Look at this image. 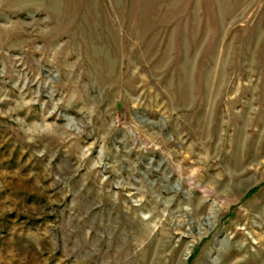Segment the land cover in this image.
<instances>
[{
  "label": "rangeland",
  "instance_id": "374dc122",
  "mask_svg": "<svg viewBox=\"0 0 264 264\" xmlns=\"http://www.w3.org/2000/svg\"><path fill=\"white\" fill-rule=\"evenodd\" d=\"M0 264H264V0H0Z\"/></svg>",
  "mask_w": 264,
  "mask_h": 264
}]
</instances>
